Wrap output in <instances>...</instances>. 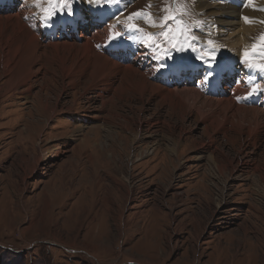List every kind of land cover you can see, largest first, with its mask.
<instances>
[{"label": "rangeland", "instance_id": "rangeland-1", "mask_svg": "<svg viewBox=\"0 0 264 264\" xmlns=\"http://www.w3.org/2000/svg\"><path fill=\"white\" fill-rule=\"evenodd\" d=\"M263 3L254 0L242 11L248 34L220 37L215 29L207 37L224 47L238 38L232 44L244 43L251 53L264 35V8H253ZM149 4L156 25L175 14L167 25L181 30L163 36L174 34L175 47L145 19H128ZM134 6L123 14L127 23L114 19L120 37L128 24L144 30L129 34L122 54L149 66L144 41L151 32L164 56L197 55L198 39H176L194 22L185 13L193 10L180 13L185 7L173 0ZM230 10L238 21V7ZM50 68L15 90L3 86L0 70V264H264L263 129L248 138L218 131L196 113L177 119L156 95L120 100L104 90L99 98L86 74L61 88ZM213 158L224 166L220 172Z\"/></svg>", "mask_w": 264, "mask_h": 264}, {"label": "bare ground", "instance_id": "bare-ground-1", "mask_svg": "<svg viewBox=\"0 0 264 264\" xmlns=\"http://www.w3.org/2000/svg\"><path fill=\"white\" fill-rule=\"evenodd\" d=\"M24 1L27 2L26 7L34 15L43 16L40 9L35 8L29 0ZM200 2L201 4L204 3L208 8V16L218 15L215 20L221 29H226L230 33L242 31V35L248 34L250 25L248 23L244 25L236 21L237 17L230 10L232 5H221L216 2L210 4L211 1L209 0H201ZM111 5L113 6V4ZM105 10L107 11V9ZM254 10L261 12L257 9ZM247 17L249 16L247 15ZM120 19L123 23H127L123 16ZM253 20H257L256 17ZM235 29L238 31L236 32ZM111 33H113L112 30ZM109 34L110 31L107 30L104 36ZM79 37L81 39L78 41L71 38L70 40L64 39L44 43L36 39L33 33L25 26L20 14L12 11L8 13L0 12V70L6 77L3 86L7 90H15L23 85L30 86L28 82L31 81L33 75L37 74L41 69H45L46 65L55 66L54 70L50 68L49 73L52 76L59 75L61 88L76 86L81 82L79 79L81 75L86 74L88 84L92 83L99 86V92L96 94L99 98L102 97L104 90L110 91L111 95L117 96L120 100H132V97L142 100L146 95L151 96L150 98H154L156 95L158 96V101L172 108L177 119L196 113L199 118L201 117L205 122H208L209 126L218 128V131H223L225 134L237 132L240 136L245 135L248 138L253 133H259L260 130H264V112L261 108L235 104L236 100H232L227 95L221 97L205 96L200 94L199 87L191 85L170 87L168 83L161 84L153 75L155 71L153 65H147L143 68L139 64L134 63L131 57L119 60L115 55L107 56L93 43V39H88L86 34L80 33ZM232 38L227 44L229 47L234 46L232 43L236 44L238 42V38ZM125 43L126 38L117 39L114 46L116 48L122 47ZM182 67L189 69L186 64ZM190 69L193 71L192 75L189 76L193 78L196 70ZM70 75L72 76L69 77ZM42 87H45V85ZM237 89L241 95L245 91L240 86H237ZM109 100L111 99L109 98ZM249 141L253 144L255 143V141ZM59 149L60 147L54 150L53 157L58 154ZM32 159L31 170H33L38 161L35 157H32ZM214 161L216 162L217 170L220 172L224 166L218 163L219 161ZM260 177L259 181L264 183V176L261 175Z\"/></svg>", "mask_w": 264, "mask_h": 264}, {"label": "snow or ice", "instance_id": "snow-or-ice-1", "mask_svg": "<svg viewBox=\"0 0 264 264\" xmlns=\"http://www.w3.org/2000/svg\"><path fill=\"white\" fill-rule=\"evenodd\" d=\"M119 0H88V3L90 5H95V6H103V5H108V4H115L118 3ZM173 2H177V0H173ZM74 3V0H33V4L40 9V11L43 13L42 19L45 20L46 22H51L53 19L56 18V16L58 14H65L68 17H73L75 15V11L72 7ZM248 4H254V0H247ZM46 5L45 7H41V5ZM183 7L186 8V5H182ZM148 7H151V4H149ZM264 10V9H261ZM152 14L149 12H145L144 10H138L137 12H133L129 14L128 19L131 20L133 18H143L145 19L150 26L155 27V21L154 19L151 18ZM176 19L175 14L173 13L172 15H166L164 17L161 18L162 20V26L163 27H167V22L170 20H174ZM243 19L248 22L249 21V17H243ZM179 23V21H178ZM117 25H110L109 27V31H110V35H109V40H114L119 38L122 33L117 31L114 34L111 33V29L115 28ZM126 27L130 30V31H139L141 33L144 32L143 29L139 28L138 25L136 24H128L126 25ZM185 31H190L189 29H187V27L185 26ZM159 36H169V33L161 31L159 34ZM181 35H183V32L181 33ZM156 36L157 34L155 33H151L148 32L145 34V43L149 46V47H154V48H159L160 45L156 43ZM187 39V38H186ZM198 38L195 36L191 37L192 42L194 43ZM261 43L260 45H256L253 44L252 45V51L251 53L249 52H245L244 56L241 57V63L245 64L246 67L249 68H255L259 71H264V63H255L254 61L257 58H264V35L261 36ZM175 35L171 34L170 38L166 41L167 43L171 44L172 47H175ZM208 44H213L214 42L209 40L207 42ZM191 46V45H189ZM247 58V63L245 62ZM161 68L164 67V65L160 66ZM214 73L213 72H208L207 76L205 77V79H207L208 77L213 76ZM252 79V78H250ZM257 90H261L260 85H255V87L252 89V92H255Z\"/></svg>", "mask_w": 264, "mask_h": 264}]
</instances>
